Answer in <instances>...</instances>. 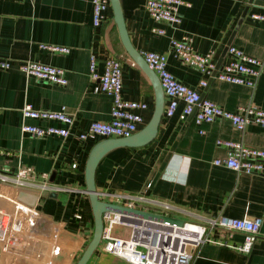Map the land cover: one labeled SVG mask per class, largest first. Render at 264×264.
<instances>
[{
    "label": "crops",
    "instance_id": "0c3cea01",
    "mask_svg": "<svg viewBox=\"0 0 264 264\" xmlns=\"http://www.w3.org/2000/svg\"><path fill=\"white\" fill-rule=\"evenodd\" d=\"M145 1L120 0L130 40L138 51L163 54L169 71L180 82L225 110L235 111L248 103L264 109V67L252 89L202 74L170 51V38L191 35L195 51L214 50L217 63L232 37L231 46L264 62V21L251 17L264 15V0H182L188 5L180 6L182 21L177 27L153 19ZM159 29L164 34L158 35ZM41 45L68 47L70 51L58 53ZM113 55L122 61L123 99L148 105L142 112L145 120L139 132L153 116L155 86L126 51L112 7L102 24L95 27L92 0H0V56L14 62L12 68L0 69V170L14 173L20 166L31 167L39 175H49L51 183L64 187L42 192L0 183V193L36 206L43 216L33 229L35 237L21 245L12 243L8 216L13 213V205L0 196V264H73L92 239L94 216L85 168L93 146L105 138L81 142L77 135L93 121L111 118L112 97L95 91L99 80L92 76L91 59L97 58L95 72L101 75L105 59ZM25 61L64 68L68 84L61 86L27 76L17 66ZM226 61L227 55L221 65ZM202 79L207 81L205 86L200 84ZM27 103L53 111L66 107L74 116L71 134L66 138L56 134L37 137L24 132V123L42 128L68 126L58 120L24 117L22 110ZM182 107L180 102L172 116L162 115L151 143L118 147L104 156L95 177L100 198L106 201L110 194L119 192L163 198L177 207L175 216L184 221L261 217L262 224L248 252L234 248L244 241V232L215 226L209 230L210 236L224 244L205 242L191 264H264V176L213 163L227 153L225 147L217 145L218 139L264 149V128L250 124L239 130L226 119L197 123L193 115L182 112ZM59 244L70 247L71 259L60 262L66 252L59 253ZM113 261L125 262L97 249L89 264Z\"/></svg>",
    "mask_w": 264,
    "mask_h": 264
},
{
    "label": "built area",
    "instance_id": "2783aa9c",
    "mask_svg": "<svg viewBox=\"0 0 264 264\" xmlns=\"http://www.w3.org/2000/svg\"><path fill=\"white\" fill-rule=\"evenodd\" d=\"M181 5H188V3L182 0L145 1L146 11L153 19L173 27H177L182 21L179 11ZM92 6L94 26L99 27L106 19L111 1L92 0ZM251 17L264 21V15L261 14H252ZM156 33L162 35L164 30L159 29ZM41 46L58 53H69L70 51L68 47ZM170 51L183 64L197 69L202 74L225 82L246 85L252 89L256 87L264 67L262 60L245 53L240 48L229 46L226 52L227 61L217 69L214 50L205 53L195 51L191 35H183L179 39L170 38ZM142 55L155 71L167 101L164 104L163 115L172 116L181 102L183 103L182 112L186 115L193 112L197 123L226 119L239 130H244L250 124L264 128V109L261 107L254 103H248L239 106L235 111L225 110L213 101L202 98L197 89L180 82L169 71L167 59L163 54L155 51H143ZM96 63L97 58L93 56L91 72L93 78L99 80L95 91L104 92L112 97L111 118L108 121H93L87 129L81 130L77 137L81 142L99 138L129 137L135 134L144 122L145 117L142 112L147 109L148 105L143 101L123 99L121 94L123 67L118 56L113 55L105 59L104 71L101 75L95 72ZM13 66L12 60L0 56L1 70H8ZM17 66L27 76L40 81L61 86H65L69 82L66 70L62 67L35 61L20 62ZM200 84L205 86L207 81L202 79ZM22 111L26 118L58 120L68 125L67 127L42 128L24 123L22 125L24 132L37 137L56 134L66 138L71 134L70 128L74 124V116L67 112L66 107L53 111L36 109L32 104L27 103ZM216 143L225 147L227 153L224 157L214 159L215 165H223L237 172L264 176V149L246 146L241 141L218 139ZM77 166V163L72 164L73 168H77ZM0 183L20 189H38L42 192L64 190V187L51 183L49 175H39L33 168L25 166H20L14 173L0 170ZM0 196L9 199L13 205V213L8 216L10 241L21 245L23 241L35 237L36 232L33 229L43 217L40 209L36 206L26 205L2 193ZM106 201L175 218V212L178 210L166 199L140 193H112L110 199ZM77 217L80 218L81 215H77ZM103 218L104 231L101 241L103 252L122 259L128 264H191L197 249L205 242L224 244L210 236L209 230L215 226L244 232L246 235L244 241L234 248L248 252L256 240L262 224L261 217L219 216L208 218L205 223L183 220V224L178 226L110 211L105 212ZM117 225L130 227V236L116 235L114 231ZM1 253L0 250V255Z\"/></svg>",
    "mask_w": 264,
    "mask_h": 264
},
{
    "label": "water",
    "instance_id": "95a60500",
    "mask_svg": "<svg viewBox=\"0 0 264 264\" xmlns=\"http://www.w3.org/2000/svg\"><path fill=\"white\" fill-rule=\"evenodd\" d=\"M111 7L113 8L115 21L117 23L120 37L122 43L129 53V55L147 72L150 79L154 83L155 86V110L153 116L149 123L139 132L129 136V137H121V138H105L98 141L92 148L89 157L87 159L85 175H86V191L89 194L90 202L93 210L94 216V233L92 239L88 243L87 247L83 251L82 255L78 259L76 264H88L96 250L98 249L103 236L104 231V218L103 215L105 212H115L125 216H134V217H142L147 219H152L159 222L176 224L181 226L183 224V220L175 217L163 216L156 213H151L148 211L138 210L134 208H128L125 206H121L116 203L107 202L100 198L96 187V171L99 163L104 158V156L109 153L111 150L118 147H141L151 143L156 135L159 122L163 115L164 108V94L162 88L160 86L159 80L155 71L148 67V63L145 61L142 53L138 51L132 44L129 33L126 28L125 19L123 15V10L121 7L120 0H110ZM252 2V0H249ZM246 11V10H245ZM232 37L228 40L226 46L224 47L220 58L216 63V68L219 69L221 67V62L223 57L226 55L227 49L231 46ZM203 98V96L201 95ZM193 115V112L191 113Z\"/></svg>",
    "mask_w": 264,
    "mask_h": 264
},
{
    "label": "rangeland",
    "instance_id": "374dc122",
    "mask_svg": "<svg viewBox=\"0 0 264 264\" xmlns=\"http://www.w3.org/2000/svg\"><path fill=\"white\" fill-rule=\"evenodd\" d=\"M115 233H116V235H118V236H123V237H129L130 236V233H131V228L130 227H128V226H123V225H117L116 227H115V231H114ZM60 246H59V253L60 254H62V253H64V252H66V255L63 257H61V259H59L60 260V262L61 261H66V260H68V259H71L72 257H71V249H70V247L68 246V248H67V245H61V244H59ZM87 246V245H86ZM86 248V247H85ZM85 248H83V249H85ZM99 249H102V243H100V245H99V247H98V250ZM65 254V253H64ZM77 255V254H76ZM82 255V254H81ZM68 258V259H67ZM80 258V255L78 256V257H75L74 259H73V264H76L77 263V261H78V259ZM89 264V263H88ZM111 264H126L125 262H123V261H113Z\"/></svg>",
    "mask_w": 264,
    "mask_h": 264
}]
</instances>
